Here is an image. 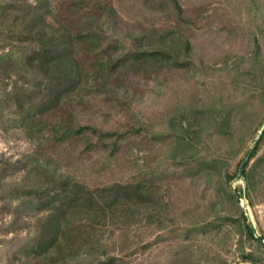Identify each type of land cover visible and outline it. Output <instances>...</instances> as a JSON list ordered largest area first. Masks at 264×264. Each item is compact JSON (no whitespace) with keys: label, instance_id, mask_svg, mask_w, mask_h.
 <instances>
[{"label":"trees","instance_id":"16d2710c","mask_svg":"<svg viewBox=\"0 0 264 264\" xmlns=\"http://www.w3.org/2000/svg\"><path fill=\"white\" fill-rule=\"evenodd\" d=\"M167 2L168 17L173 18L169 28L123 31L112 0H0V131L17 134L31 146L17 159L0 154V247L6 264H130L127 258L136 253L127 251L129 231L154 226L167 230L169 203L153 183L138 179L89 188L72 174L74 157L62 153L83 139L85 149L111 147L114 155L127 134L140 133L80 123L87 96L124 99L122 80L130 74L157 78L193 69L195 75L192 43L185 33L191 20L184 17L178 0ZM260 52L257 37L249 58ZM252 90L261 94L264 88L255 83ZM235 106L212 102L193 107L177 125L171 122L176 139L170 158L179 157L180 166L194 164L192 172L203 176L206 189L236 210L235 216L216 211L212 221L191 232L218 229L229 221L239 224L240 235L264 248L239 207L243 196L253 203L250 194L264 174V154L249 165L264 144V117L255 147L232 172L228 158L197 160L200 135L211 130L228 134ZM235 179L245 182L239 197L228 186ZM120 234L123 240L117 244ZM243 258L254 262L251 254Z\"/></svg>","mask_w":264,"mask_h":264},{"label":"rangeland","instance_id":"374dc122","mask_svg":"<svg viewBox=\"0 0 264 264\" xmlns=\"http://www.w3.org/2000/svg\"><path fill=\"white\" fill-rule=\"evenodd\" d=\"M118 1L112 3L118 9L123 31H138L151 25L164 29L173 24V18L168 17L167 0ZM178 2L184 17L193 21L185 33L192 43L195 75L192 76L193 69L170 71L157 78L130 74L122 80V89L127 92L124 99L87 96L80 123L123 133L132 128L140 133L127 134L114 155L110 154L111 147L85 149L83 139L67 145L62 153L74 157L72 174L89 188L139 179L153 183L168 201L166 231L154 226L127 233V251L136 253L127 258L132 260L130 264H264V248L240 235L239 224L225 221L218 229L191 232L204 221H212L216 211H221L222 216H235L236 210L231 203L222 204L215 198L212 189H206L203 176L192 172L194 164L180 166L179 157L173 161L170 158L176 139L171 122L177 125L193 107L199 109L212 102L218 106L235 103L232 129L226 135L212 130L201 134L197 160L201 163L216 156L228 158V171L232 172L252 147L264 117V90L261 94L251 92L255 83L264 88V0ZM257 37L261 52L250 59ZM125 43L127 47L129 42ZM30 150L23 137L0 131V154L17 159ZM262 154L264 144L249 165ZM257 179L250 194L253 203L249 204L248 197L243 196L239 207L245 211L255 235L264 237V174ZM228 186L237 197L239 191L245 190L241 179ZM122 240V234L115 237L117 244ZM246 254H251L254 262L246 261ZM6 260L5 249L0 247V264H6Z\"/></svg>","mask_w":264,"mask_h":264},{"label":"water","instance_id":"95a60500","mask_svg":"<svg viewBox=\"0 0 264 264\" xmlns=\"http://www.w3.org/2000/svg\"><path fill=\"white\" fill-rule=\"evenodd\" d=\"M262 128H264V124H263ZM260 134H261V131L258 132V135H257V137L255 138V140L253 142V145L251 147V150L255 147L256 142H257L258 137H259ZM246 162H247V158L244 159V161L241 163V165L239 167L238 175H242V172H243V169H244V166H245ZM258 239L264 244V238L263 237H258Z\"/></svg>","mask_w":264,"mask_h":264}]
</instances>
